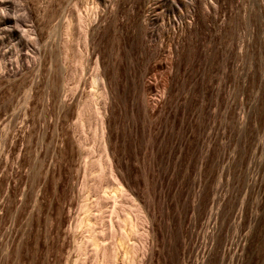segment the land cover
<instances>
[{"label":"rangeland","instance_id":"1","mask_svg":"<svg viewBox=\"0 0 264 264\" xmlns=\"http://www.w3.org/2000/svg\"><path fill=\"white\" fill-rule=\"evenodd\" d=\"M162 1L0 0V264H264V0Z\"/></svg>","mask_w":264,"mask_h":264},{"label":"bare ground","instance_id":"2","mask_svg":"<svg viewBox=\"0 0 264 264\" xmlns=\"http://www.w3.org/2000/svg\"><path fill=\"white\" fill-rule=\"evenodd\" d=\"M166 3V0H163L162 2ZM172 1V0H171ZM177 1V0H176ZM72 2V1H71ZM79 2V1H78ZM169 2V1H168ZM70 3V2H68ZM67 3V4H68ZM75 3V2H74ZM161 3V2H160ZM172 3V2H171ZM178 3V2H176ZM163 4V3H161ZM174 4V3H173ZM181 4V3H180ZM170 5V3L168 4ZM167 5V6H168ZM68 6V5H67ZM118 6V5H117ZM166 6V5H165ZM263 6H264V2H263ZM77 7V6H75ZM108 8V6H106ZM69 8V7H68ZM171 8V7H170ZM75 9V8H74ZM79 9V8H78ZM77 8L75 9L78 10ZM107 10V9H106ZM75 11H72V12H75ZM69 12V11H68ZM77 12V11H76ZM75 12V16L73 18H71L72 20L74 19V23H72L70 20H68L69 17H67V20L68 22L66 23V25L64 24V27H65V30L67 31V35L68 37L71 35L73 39L74 34L79 30H81V27H82V15L79 13L76 14ZM79 12V11H78ZM74 14V13H72ZM107 15V14H106ZM72 16V15H71ZM64 17V16H62ZM202 18V19H201ZM201 20H204L206 18H204V16L202 17L201 14H200V18ZM66 21V20H65ZM6 20H3V23H5ZM61 22V21H60ZM71 22V23H70ZM63 23V22H62ZM188 24V23H187ZM95 29V28H94ZM84 30V29H83ZM76 31V32H75ZM82 31V30H81ZM85 32V30H84ZM83 33V32H82ZM82 33L80 35H82ZM66 34V33H65ZM85 34V33H84ZM87 35V33H86ZM66 36V35H65ZM83 36V35H82ZM79 37V36H78ZM70 38V37H69ZM81 38V37H80ZM86 38V36H85ZM134 38V37H133ZM68 39V38H67ZM65 40V39H64ZM69 40V39H68ZM87 40V39H86ZM66 41V40H65ZM72 41V40H71ZM79 41V38H76L75 42L78 44H80ZM81 41V39H80ZM83 41V39H82ZM143 41V40H142ZM64 42V41H63ZM85 42V41H84ZM62 43V42H61ZM75 43V44H76ZM70 44V43H69ZM86 44V42H85ZM83 44V45H85ZM87 45V44H86ZM68 46V45H67ZM80 46V45H79ZM65 47V46H64ZM63 47V48H64ZM83 47H86V46H83ZM79 48V47H78ZM60 49V48H59ZM86 49V48H85ZM94 49V48H93ZM119 49V48H118ZM63 51V49H61ZM69 50V48H68ZM81 48H79V51L78 49H71V51L73 52V57H74V62H75V69H74V78H73V85L70 86V83L67 82L68 78H63L62 81H61V88L59 87L60 89V93H59V102H63V100L61 99V97L63 96V93L66 91V90H69L71 92H73V94H76V92H78V88L81 87V86H84L85 85V82L84 79L82 78V76L79 74L80 72L84 73L85 71L86 72H89L90 74H87L89 75V82H90V85H91V88H90V91H88L89 93L87 94L88 97H89V102H88V106L92 105L95 103L96 99L99 97L100 99L103 98L104 95H106L107 93H109L110 91V84H109V79H108V75H107V67L102 65V63L100 62V56H96V58L94 59L93 61V66L92 65V57H93V51H90L88 52L85 56V62L82 60L83 58H81L82 54L80 52ZM85 51V50H84ZM89 51V49H88ZM83 52V51H82ZM87 52V51H86ZM59 53V52H58ZM61 53V52H60ZM118 53L117 52V56H118ZM67 54V53H65ZM80 55L79 57L76 58L77 55ZM50 55V54H49ZM84 55V53H83ZM62 56V55H61ZM67 56V55H65ZM113 56V55H112ZM64 57V56H63ZM52 58V57H50ZM118 58V57H117ZM111 59V58H110ZM62 60V59H61ZM64 60V59H63ZM122 61V60H121ZM51 62V61H50ZM108 62V61H107ZM112 62V61H111ZM116 62V61H115ZM62 63V62H61ZM108 64V63H107ZM50 65L52 66V64L50 63ZM61 65V64H60ZM63 65V64H62ZM127 65V64H126ZM65 66V65H63ZM67 66V65H66ZM65 66V67H66ZM59 67V66H58ZM48 68V67H47ZM49 69V68H48ZM50 69H52V67H50ZM62 70V69H61ZM91 70H93L91 72ZM51 71V70H50ZM64 71V70H62ZM60 71V72H62ZM65 72V71H64ZM82 73V75H83ZM63 74V73H62ZM67 74V73H66ZM113 74H118V70L116 68H113V71H112V75ZM50 75V74H49ZM66 76V75H65ZM86 76V75H85ZM84 77V75H83ZM87 78V77H86ZM86 80V79H85ZM69 83V86H66V84ZM68 85V84H67ZM126 85V84H125ZM85 87V86H84ZM83 87V88H84ZM88 87V86H87ZM86 90V89H85ZM84 90V92H85ZM83 91V89H82ZM80 91V92H82ZM87 91V90H86ZM69 93V92H68ZM113 90L111 89V94H113ZM135 95V94H134ZM133 95V96H134ZM58 96V94H57ZM65 98V97H64ZM125 98V97H124ZM133 103V102H132ZM62 104V103H61ZM133 105V104H132ZM112 192L115 194V193H119V194H122L124 192V189L120 186L119 182L116 181L115 184H114V187H113V190ZM103 197H106L107 199H110L112 198V195H106V192L104 191L103 192ZM114 197V195H113ZM112 204V202H111ZM214 204V203H213ZM132 209H134V207H132ZM213 211V210H212ZM210 209L208 211V219L212 218L214 215L213 214H216V213H213ZM113 218H115V220H113ZM106 222V226H105V232L108 231L110 234H115L117 236V239L119 237V240L120 241H124L125 243L127 242V237H128V234H127V230L131 231V232H136V227H137V219L135 218H130V216L128 214H125L123 215V213L121 211H119L114 205L111 206V210H110V214L108 216V219L105 221ZM85 226H86V229L89 233V237H88V241L90 242L91 246H92V249L95 253V255H98L100 252L101 253H106L109 257H112L113 256V249H112V246L109 245V244H106V243H103L101 244L100 240H99V237H98V233H101L103 234L102 232H99L95 227H91V224L90 222H86L85 223ZM197 239V237L195 236L194 240ZM196 241V240H195ZM80 249V247H79ZM137 250V245L136 244H132L130 249L126 251V254H130L129 255V260H132L133 259V254L135 253V251ZM107 257V256H106ZM190 257V256H189ZM190 259V258H189ZM188 259V262L187 264H196V262L194 261H190Z\"/></svg>","mask_w":264,"mask_h":264}]
</instances>
